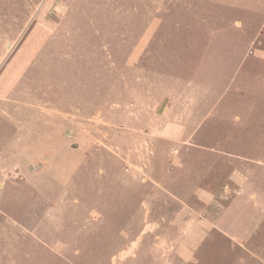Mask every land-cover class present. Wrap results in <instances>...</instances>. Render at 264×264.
I'll list each match as a JSON object with an SVG mask.
<instances>
[{"label": "rangeland", "instance_id": "rangeland-1", "mask_svg": "<svg viewBox=\"0 0 264 264\" xmlns=\"http://www.w3.org/2000/svg\"><path fill=\"white\" fill-rule=\"evenodd\" d=\"M217 12L0 0V264H264V54L235 55L236 70L183 50L209 44L195 15ZM231 21L264 41L256 17ZM234 73L251 112L181 113L189 79ZM199 187L227 212L184 260L177 245L206 211Z\"/></svg>", "mask_w": 264, "mask_h": 264}, {"label": "crops", "instance_id": "crops-1", "mask_svg": "<svg viewBox=\"0 0 264 264\" xmlns=\"http://www.w3.org/2000/svg\"><path fill=\"white\" fill-rule=\"evenodd\" d=\"M199 3L205 2L206 4L212 5L217 12L216 14H206L203 15L198 13L197 22L198 28L197 37L201 38L200 32L203 30H208L205 38L208 39L209 44L207 45H188L184 46V53L188 54H198L201 55L199 58L195 59V62H200L205 65L208 64V68L222 66L231 67L233 69H238L239 61L236 62L237 54L247 53H257L264 54V41H258L256 38V33L252 35L253 38L247 36L248 33H232L227 30L229 23L231 21V13L238 12L244 13L249 16L256 17L258 20L259 28L264 29V0H197ZM213 18V19H212ZM196 21V20H195ZM214 23V26H205V22ZM205 23L204 26L201 24ZM239 25L240 21H234ZM195 26H193L194 28ZM240 34V35H239ZM248 58V57H247ZM247 58H243L241 64H244V60L248 61ZM194 61V58H192ZM248 63V62H247ZM207 66L205 68H207ZM208 81L200 79H189L186 83L189 88L192 86L191 92L195 98L192 99L193 105L191 110L183 109L181 113H249L253 110L251 106V93L245 92L244 90L237 93V80L238 74L234 73V76L223 77L218 80L207 78ZM202 87V89H196L197 87ZM209 86H212L210 88ZM219 86V88H217ZM196 87V88H195ZM208 87V88H207ZM237 91V92H236ZM173 103V101H172ZM263 106H258V111L264 109V103L260 102ZM174 104L169 105L166 103L165 109L162 111L164 113H176ZM0 112L3 111V107L0 106ZM259 113V112H258ZM264 113V111H262ZM3 149L7 147L2 146ZM231 181L235 180L234 173L229 176ZM224 188V189H223ZM221 197L227 195L228 186L222 187ZM197 198L205 204V212L202 217L195 220V223H191L189 227V233L186 234L183 241L177 245L176 252L184 260H189V255L192 250L199 245L201 239L207 234L217 218L215 215H224L227 212L225 205L221 203L213 191L206 189L205 187H199L195 190ZM223 195V196H222ZM217 213V214H216ZM227 214V213H226Z\"/></svg>", "mask_w": 264, "mask_h": 264}]
</instances>
